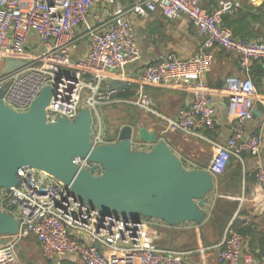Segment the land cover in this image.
<instances>
[{"label": "built area", "instance_id": "2783aa9c", "mask_svg": "<svg viewBox=\"0 0 264 264\" xmlns=\"http://www.w3.org/2000/svg\"><path fill=\"white\" fill-rule=\"evenodd\" d=\"M242 7L241 0H220L213 10L204 7L202 0H0V88L9 83L3 100L16 111H27L50 85L54 91L47 107L48 121L59 117L75 120L84 107L96 110L100 104L111 103V97L119 93L111 81L126 82V66L141 58L134 16L147 17L157 11L166 19L184 16L203 39L200 49L188 58L166 53L149 62L135 80L134 98L116 101L161 116L165 133L179 131L208 140L214 148L208 170L217 183L233 157L241 158L246 151L258 155L262 149L259 135L246 139L245 133L247 122L255 117L256 100L264 107V97L258 95L251 76L253 64L264 63V42L236 37L224 23L225 15L236 14ZM82 40L87 42V52L75 61L73 52ZM216 48L237 54L246 74L244 78L229 76L217 90L228 97L234 120L232 136L224 144L203 133L218 130L213 104L216 91L205 80L213 68ZM8 59L27 64L3 74ZM162 85L193 96L176 117L159 114L144 90ZM85 88L89 95L84 101ZM102 127L100 124L94 131L95 146L118 140L109 141ZM74 162L85 169L93 165L82 157ZM17 177V186L0 189V211L20 222L18 234L1 235L6 243L0 247V264L16 263L18 244L29 236L37 239L43 256L52 264H64L72 255L84 264H111L106 252L132 255L140 264H185L187 252L157 244L154 229L159 223L155 218L132 220L118 213L101 214L69 186L36 168L20 169ZM256 177L264 185V167L257 170ZM244 244L245 236L229 224L218 247V263L241 264Z\"/></svg>", "mask_w": 264, "mask_h": 264}, {"label": "crops", "instance_id": "0c3cea01", "mask_svg": "<svg viewBox=\"0 0 264 264\" xmlns=\"http://www.w3.org/2000/svg\"><path fill=\"white\" fill-rule=\"evenodd\" d=\"M220 0H202L204 7L213 10ZM243 7L236 14H227L224 23L233 29L236 37L264 42V0H241ZM137 39L141 48V58L129 63L125 68L126 85L134 92L126 99L134 98L138 89L135 80L141 75L149 62L166 53H172L181 58L194 55L201 47L203 39L197 28L184 16L166 19L161 12H152L147 17L134 16ZM87 42L82 40L73 52L75 61L85 57ZM229 76L244 78L240 57L222 48L215 49V61L212 70L205 80L215 89L213 104L217 109V132L204 131L208 139L226 143L232 136L234 120L229 114V99L218 91L224 86ZM251 76L257 86L258 95L264 97V63L256 61L253 64ZM123 81L113 80L115 87ZM145 92L152 100L155 110L165 117H176L182 108L190 105L192 94L185 90L167 85L146 86ZM218 90V91H217ZM111 103H118L123 97L112 96ZM126 107L139 110L138 124H144L150 129H157L172 150L181 158L189 169H209L214 148L208 141L179 131L165 133V121L159 115L147 112L130 103ZM131 105V106H127ZM262 113L246 124L245 138L259 135L262 139V149L258 155L243 152L241 158L233 157L226 171L219 176L216 188L207 196V218L202 223L185 222L171 226L156 219L159 223L154 229L157 244L162 247L187 252L185 264H219L217 260L218 247L222 243L229 224L245 236L243 259L241 264H263L264 255V185L260 184L256 172L264 167V107L260 99L255 103ZM121 130V129H120ZM120 134V131H119ZM119 139V135L114 138ZM36 239V238H35ZM5 238L0 236V247ZM37 240V239H36ZM38 242V241H37ZM39 244V243H38ZM40 247V245H39ZM18 250V257L19 251ZM23 251L24 260L27 253ZM41 251V248H40ZM42 254V251H41ZM43 255V254H42ZM111 264H140L138 258L132 255H120L106 252ZM0 257L3 255L0 254ZM44 257V256H43ZM45 258V257H44ZM46 259V258H45ZM50 264L52 261L46 259ZM71 264H84L77 256L64 259Z\"/></svg>", "mask_w": 264, "mask_h": 264}, {"label": "water", "instance_id": "95a60500", "mask_svg": "<svg viewBox=\"0 0 264 264\" xmlns=\"http://www.w3.org/2000/svg\"><path fill=\"white\" fill-rule=\"evenodd\" d=\"M26 64L8 59L2 73L10 74ZM8 87L0 88V189L17 186L18 171L32 167L69 186L101 214L155 218L171 226L202 223L207 218V196L216 188L213 175L207 169L187 168L157 129L127 124L116 142L95 146L90 108L80 109L75 120L59 117L51 122L47 107L52 86H46L23 112L4 102ZM254 114L262 116L257 108ZM135 142L152 148L135 150ZM78 157L93 165L81 168L74 162ZM19 227L16 217L0 211V235H16ZM19 257L24 258L22 250Z\"/></svg>", "mask_w": 264, "mask_h": 264}, {"label": "rangeland", "instance_id": "374dc122", "mask_svg": "<svg viewBox=\"0 0 264 264\" xmlns=\"http://www.w3.org/2000/svg\"><path fill=\"white\" fill-rule=\"evenodd\" d=\"M9 83L5 85L7 87ZM89 90H83V99L87 98ZM125 102L106 103L97 106L96 110L91 109L94 119V131H98L100 124L103 126L104 136L116 138L119 135L120 129L127 125L136 126L140 120V112L137 109L126 107ZM131 106V105H127ZM100 115V118H98ZM151 144L148 143H134L133 149L135 150H150ZM1 236V235H0ZM22 249L27 253L24 260L18 257L14 264H50L41 254L39 244L34 236L24 238L18 244V250Z\"/></svg>", "mask_w": 264, "mask_h": 264}, {"label": "trees", "instance_id": "16d2710c", "mask_svg": "<svg viewBox=\"0 0 264 264\" xmlns=\"http://www.w3.org/2000/svg\"><path fill=\"white\" fill-rule=\"evenodd\" d=\"M203 4V3H202ZM204 6V5H203ZM119 86V93L117 94L119 97H129L132 94H134V92L132 91L131 87L129 85H126V82H124L123 84L118 85ZM108 140H113L114 138H110L107 137ZM184 163V162H183ZM241 232V231H240ZM64 264H71L67 261H64Z\"/></svg>", "mask_w": 264, "mask_h": 264}]
</instances>
